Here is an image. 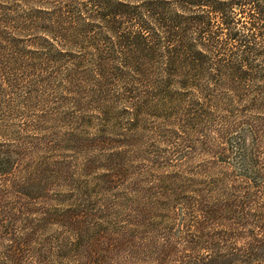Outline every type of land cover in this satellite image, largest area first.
I'll list each match as a JSON object with an SVG mask.
<instances>
[{
    "label": "trees",
    "instance_id": "1",
    "mask_svg": "<svg viewBox=\"0 0 264 264\" xmlns=\"http://www.w3.org/2000/svg\"><path fill=\"white\" fill-rule=\"evenodd\" d=\"M151 120L180 158L199 148L211 165L171 175L175 187L141 189L120 161L103 173L106 186L92 183L95 162L79 156L123 158ZM263 146L264 0H0V264H40L38 231L81 221L89 206L170 198L180 223L168 233L140 210L82 250L75 239L72 254L93 263L257 261Z\"/></svg>",
    "mask_w": 264,
    "mask_h": 264
},
{
    "label": "rangeland",
    "instance_id": "2",
    "mask_svg": "<svg viewBox=\"0 0 264 264\" xmlns=\"http://www.w3.org/2000/svg\"><path fill=\"white\" fill-rule=\"evenodd\" d=\"M90 114L93 117L90 119L89 128L84 131L90 134L89 137L93 138L94 134H99V132H96L99 125L97 124L95 113ZM125 116V114L122 116L119 115V118L125 121ZM145 126L146 128L141 131L138 140L131 143L129 154L123 158L111 160L112 165L110 160L105 159V156L102 158L99 151L91 154L90 149H88L85 156H79L80 160L85 158L84 160H94L95 162V167L90 170L91 172L89 175V179L92 183L97 181L99 185L106 186V183L103 181V173L106 172L107 169L117 168V164L114 165V163L119 164L120 161L124 162L120 165H123L122 168H126V176L130 177L129 180H131V182L141 183V189H144L147 184L154 186L155 189L175 187L173 181L178 182V180L170 178L171 175L177 173V175L181 176L187 175L190 172H199L200 174L202 170L200 168L211 165L210 157L201 154L199 148H197L196 152L190 157L185 159L180 158L177 153L173 152L172 146L169 148L170 141H162L163 138L155 137L157 134L153 133L154 122L152 120L148 121V123L146 122ZM107 131L109 134H120L122 132L121 126H118L117 131H113V129L107 127ZM237 145V138L233 137L231 139L230 162L235 168H239L240 165ZM261 150L264 153V146ZM67 154L70 155L67 157L69 160L73 159V157H71V152ZM177 184L179 183H176V185ZM121 185L126 187L127 183L122 182ZM262 200L264 201V198ZM177 201H179L177 198H170L163 201L158 199L157 203L154 205L155 207L146 208L141 205H131L132 207L129 206L126 210L122 208V206L102 205L105 206V209L101 211L99 205L95 207L89 206L88 215L81 221H59L52 224L50 227L45 226L41 231H38L37 238V250L40 264H75L76 260L78 264H132L129 262H117L115 260L108 261L105 256L100 257L103 262L98 261L97 263H93L85 254H72L71 245L74 243L75 239L79 238L83 239L81 250L82 248L88 247L91 238L95 237L98 231L102 229L106 231L112 228L113 224L118 221L127 219L136 220L138 219L137 216L141 215L140 210L147 212L149 218L153 220L152 224L155 228L157 227L156 230L159 233H168L171 228H176V225L180 223V220L174 218L175 216L173 214V212H179V207H174V203ZM259 209L260 211L256 215L264 219V209L258 208L257 211ZM94 211H96L95 214L93 213ZM147 223H151V220ZM97 240L98 239H95L94 242H98ZM91 246L92 245L89 247L92 248ZM94 249L98 251L99 245H95ZM137 264H139V262ZM236 264H264V256L260 257L257 261H251V263L237 262Z\"/></svg>",
    "mask_w": 264,
    "mask_h": 264
}]
</instances>
